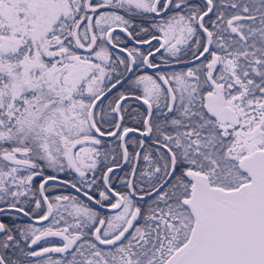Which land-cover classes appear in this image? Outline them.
I'll list each match as a JSON object with an SVG mask.
<instances>
[{
    "label": "snow or ice",
    "instance_id": "1",
    "mask_svg": "<svg viewBox=\"0 0 264 264\" xmlns=\"http://www.w3.org/2000/svg\"><path fill=\"white\" fill-rule=\"evenodd\" d=\"M0 264H264V0H0Z\"/></svg>",
    "mask_w": 264,
    "mask_h": 264
},
{
    "label": "flooded vegetation",
    "instance_id": "2",
    "mask_svg": "<svg viewBox=\"0 0 264 264\" xmlns=\"http://www.w3.org/2000/svg\"><path fill=\"white\" fill-rule=\"evenodd\" d=\"M69 191V190H68ZM71 192V191H69ZM61 193H64V194H67V192H64L63 189H58L57 191L53 192V193H49V195H56V194H61ZM74 194V193H73Z\"/></svg>",
    "mask_w": 264,
    "mask_h": 264
},
{
    "label": "water",
    "instance_id": "3",
    "mask_svg": "<svg viewBox=\"0 0 264 264\" xmlns=\"http://www.w3.org/2000/svg\"><path fill=\"white\" fill-rule=\"evenodd\" d=\"M69 191H73V190L69 189ZM74 194H75V193H74Z\"/></svg>",
    "mask_w": 264,
    "mask_h": 264
},
{
    "label": "trees",
    "instance_id": "4",
    "mask_svg": "<svg viewBox=\"0 0 264 264\" xmlns=\"http://www.w3.org/2000/svg\"><path fill=\"white\" fill-rule=\"evenodd\" d=\"M122 175V173H120Z\"/></svg>",
    "mask_w": 264,
    "mask_h": 264
},
{
    "label": "rangeland",
    "instance_id": "5",
    "mask_svg": "<svg viewBox=\"0 0 264 264\" xmlns=\"http://www.w3.org/2000/svg\"><path fill=\"white\" fill-rule=\"evenodd\" d=\"M64 194V193H63Z\"/></svg>",
    "mask_w": 264,
    "mask_h": 264
}]
</instances>
